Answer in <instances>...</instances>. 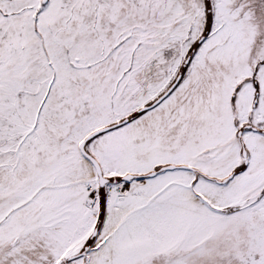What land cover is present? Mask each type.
<instances>
[{
	"label": "snow or ice",
	"instance_id": "6c2138e0",
	"mask_svg": "<svg viewBox=\"0 0 264 264\" xmlns=\"http://www.w3.org/2000/svg\"><path fill=\"white\" fill-rule=\"evenodd\" d=\"M0 264H264V0H0Z\"/></svg>",
	"mask_w": 264,
	"mask_h": 264
}]
</instances>
